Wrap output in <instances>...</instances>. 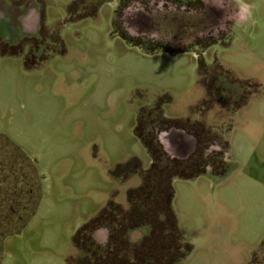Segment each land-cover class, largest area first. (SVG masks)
Instances as JSON below:
<instances>
[{"label":"rangeland","instance_id":"374dc122","mask_svg":"<svg viewBox=\"0 0 264 264\" xmlns=\"http://www.w3.org/2000/svg\"><path fill=\"white\" fill-rule=\"evenodd\" d=\"M190 1L0 0V264H264V0L164 51L181 45L166 10ZM161 130L204 173L174 179L173 216L128 228L152 152L181 159ZM111 200L120 232L86 246Z\"/></svg>","mask_w":264,"mask_h":264},{"label":"trees","instance_id":"16d2710c","mask_svg":"<svg viewBox=\"0 0 264 264\" xmlns=\"http://www.w3.org/2000/svg\"><path fill=\"white\" fill-rule=\"evenodd\" d=\"M151 151L152 150H150V153ZM152 153H153L151 154L152 163L150 167L147 169H143V172H142L143 177H144V181H143L144 183L141 185L140 188L129 189V195H128L129 209L127 213L128 217L126 215L127 219H129V222H130V224L126 226L128 228L130 227L134 228L138 225L140 227L141 224L144 225V224L150 223V220H148V218L150 217L151 213L152 215L157 214L162 222L164 218L166 219V217L168 218V217L173 216L172 200L174 197V186H173L174 179L176 177H180L183 179H189V178H193V177H196L204 173L202 171H199V172L192 173L191 175H187V176L182 174L184 170H187L188 168H192L195 166L193 164L194 162L192 161L194 157L195 156L197 157L198 155L197 149L192 155H189L188 157L181 158V159L169 157L166 153H164L166 157L162 155V157L160 158L158 155H156L155 150ZM32 196H31V199H32ZM139 200L142 201L141 204L138 203ZM108 203L109 204L104 207L101 213L102 215H105L107 217V221L104 225L101 224V225H96V227H93L94 226L93 222L89 224L86 223L83 226V228L78 231L77 235L79 234L80 236H82L84 233L87 236H89L88 239H85L86 246L89 245V242H88L89 240H91V242H94L95 247L98 248L101 246L99 243L95 241V237H94L95 231L101 227H106L108 229L110 241L112 240L114 233L116 231L121 230L119 221L118 220L116 221V219L112 217L113 213H110V212H115L120 206V204L113 200L109 201ZM36 207H37V203H36ZM100 216L101 215H99L98 217ZM24 217L25 216L23 214L20 215L21 221L24 219ZM110 217H112L111 220L109 219ZM22 226L23 225H21L20 227ZM90 227L91 229H89ZM77 235L75 237V241L77 240V237H78ZM109 245L111 244L109 243L108 246ZM117 245H120V242ZM97 248H91V249H93V252H95ZM113 252L114 251L112 250V254ZM141 260H142L141 263L143 264H145L146 262L147 263L149 262L148 257H146L145 259L143 258ZM96 261L98 262V264L99 262L103 264L100 259H96ZM105 261L110 262L109 264H113L111 262V258L109 260H107L106 258ZM75 264H81V263H79L77 260Z\"/></svg>","mask_w":264,"mask_h":264},{"label":"flooded vegetation","instance_id":"af4514ba","mask_svg":"<svg viewBox=\"0 0 264 264\" xmlns=\"http://www.w3.org/2000/svg\"><path fill=\"white\" fill-rule=\"evenodd\" d=\"M200 2L202 3L201 5L192 7V4ZM233 3V0H192L187 5L179 8L174 7L172 3L166 11L172 12L171 10H175V12H172L173 16L168 14L163 18L165 24L163 23L164 25H162V37L169 38L171 36V33L167 32L165 29V26L168 24L167 18L170 16L172 21L174 20L178 24L175 39H177L176 43L181 45L179 48L178 45H176L175 49L166 46L163 48L164 51L181 52L183 50L180 49L186 46L183 47V42L187 41H192V43L197 44L198 42H203L205 40L211 41L216 38L220 40L222 33L225 34L227 31L228 33L231 32L232 23L233 20H235L234 17L236 15ZM162 9L165 8L163 7ZM145 13L146 12L143 11L137 15L133 14L132 18L129 20L140 25L143 18H152ZM160 134V141H163V143L172 150L169 152L175 156L184 158L183 156H185L186 151H188V141L184 140L185 137L181 140V138H179L180 135L174 133L168 134L167 139L163 138L162 140V137H164V135L162 136V130L160 131ZM167 142H169L172 147ZM197 148L198 144L196 149Z\"/></svg>","mask_w":264,"mask_h":264},{"label":"water","instance_id":"95a60500","mask_svg":"<svg viewBox=\"0 0 264 264\" xmlns=\"http://www.w3.org/2000/svg\"><path fill=\"white\" fill-rule=\"evenodd\" d=\"M181 135H180V137L179 138H181V140H182V138H183V136H182V133H180ZM193 145V143L192 144H190V147ZM188 150V149H187Z\"/></svg>","mask_w":264,"mask_h":264}]
</instances>
